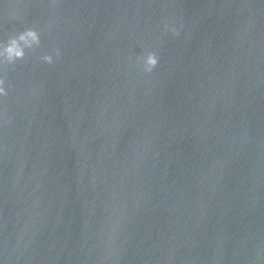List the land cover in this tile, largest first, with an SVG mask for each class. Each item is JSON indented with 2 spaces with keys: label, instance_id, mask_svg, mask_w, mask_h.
Returning <instances> with one entry per match:
<instances>
[{
  "label": "water",
  "instance_id": "obj_1",
  "mask_svg": "<svg viewBox=\"0 0 264 264\" xmlns=\"http://www.w3.org/2000/svg\"><path fill=\"white\" fill-rule=\"evenodd\" d=\"M28 27L41 48L0 102V261L264 264V0H0V40Z\"/></svg>",
  "mask_w": 264,
  "mask_h": 264
},
{
  "label": "clouds",
  "instance_id": "obj_2",
  "mask_svg": "<svg viewBox=\"0 0 264 264\" xmlns=\"http://www.w3.org/2000/svg\"><path fill=\"white\" fill-rule=\"evenodd\" d=\"M15 17V12H13ZM183 25L179 27L175 22L163 24L162 31L165 35L171 34L174 37L181 35ZM42 45V31L37 27H28L22 31L9 36L4 41L0 40V102L9 96L10 86L4 75V69L8 66H14L17 62L24 61L30 53H36ZM62 56L59 47L37 56V61L46 65H54ZM141 71L145 74L153 73L159 66L160 56L157 51L145 49L143 54L136 58ZM3 264V261H0Z\"/></svg>",
  "mask_w": 264,
  "mask_h": 264
}]
</instances>
